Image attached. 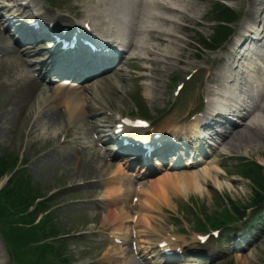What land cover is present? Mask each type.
<instances>
[{
	"label": "rangeland",
	"instance_id": "374dc122",
	"mask_svg": "<svg viewBox=\"0 0 264 264\" xmlns=\"http://www.w3.org/2000/svg\"><path fill=\"white\" fill-rule=\"evenodd\" d=\"M28 1L32 5L36 4L37 7L28 9L27 15L43 9L45 12L41 15L42 17L52 16L53 12L49 10L52 8H47L48 4L55 6L52 0ZM194 1L197 3L196 0ZM0 2H2L0 3V23L5 24V6H3L5 1L0 0ZM61 2L68 3L64 9L69 18L57 16V19L79 26H84L86 23V27L103 34L101 26L93 20L90 22L87 13L80 10L81 8L85 10V7L81 6L82 4H78L82 0H74L71 3L72 7L69 0H61ZM216 2L226 4L235 12L237 19L233 24L235 34L218 50L202 51L201 42L210 36L212 31L213 10L211 8ZM95 8V13H97L100 7L95 5ZM9 12L18 19L24 17V14L16 15L12 10ZM187 13H190L191 18L180 15L183 19L180 23L183 22V24H178L174 29L181 47H178V51L183 52L182 56L178 58L177 55L172 54L170 59L165 58L159 66L158 73L141 70L139 64L142 62L129 59L118 69L119 75L111 73L97 78L90 83L91 87L84 91L83 98L86 102L82 105L83 117L80 118L82 122L78 125L67 122V117L64 120V109L67 102H64L63 107H58L60 105H57L55 99L54 103L48 100V106L43 104L42 95L54 92L53 87L33 86L34 91L27 97L25 90L30 82V76L26 73L25 77L16 75L12 69L4 66L7 61H0V188L7 185L5 190L0 192V195L6 197L0 203V212L4 211L2 206H6L7 202L11 201L16 191H19L18 194L28 202L33 200L34 203L42 201L48 203L50 201L49 205L58 204L56 211L52 212L53 214L50 213V216L55 218L53 222L58 228L60 236L48 239L46 243L50 242L52 246H56L60 244V240L57 239H64L61 234L78 231L89 232L86 237L76 235L73 236L75 238L73 240L66 239L63 247L66 264H123L127 260L126 244L108 241L106 235L93 236L111 228V224L105 223L103 220L104 215H107L110 209L105 210V206H100L99 209L102 211L97 212L94 208L97 203L103 204L104 192L112 188L109 186H116L118 179L109 183V174L100 168V161L116 164L111 159L103 158L102 149L107 145L97 148L95 145H83L84 136H88L91 132H95L96 136H99L100 124L114 126L125 115L137 112L139 105L134 100L137 97V92H140L143 97L141 108L147 107L150 116H155L157 112L163 114L153 124L152 129L150 127L143 128L142 133H148L150 136L153 128L162 131L188 124L190 120L184 121L185 117L189 112L191 115L194 108L201 103L203 98H206L204 92L211 85L208 76L219 70V67H225L227 63L225 59L231 60L224 54L226 51L230 53L229 46L241 33V25L254 22L253 16L250 17L248 5L242 3V0H203L198 9V15H194L189 10ZM256 15L262 16L263 12ZM80 17L85 22L79 20ZM23 19H27V17ZM98 19L102 21V18ZM6 32L3 31L4 36H6ZM41 41V39H37L32 42L33 51L36 52L35 48L40 47ZM130 52L127 51L126 54ZM221 56L224 58L220 59ZM15 61L22 62L17 59ZM149 66L151 65L149 64ZM140 74H151L152 79ZM13 75L17 76L19 80L17 81ZM152 83H157L156 90L147 87ZM180 84L182 87L177 94L176 86ZM185 91L186 97L179 103L178 101ZM13 98L15 105H21L24 108L20 116L13 108ZM53 106L56 108L54 109ZM126 128L127 132L135 131V128ZM238 138L239 135H236L230 142L228 146L230 154L233 152V144L237 145ZM260 151V153H246L244 156L248 161L244 162L236 161V158H243L240 154L228 156L227 150L223 148L217 150L218 153L214 155V158L217 160L218 166L231 167V172L234 173L222 175V179H218L220 182L228 181L227 187L219 189V193L208 184L203 200L191 193L194 197L188 200L182 199L180 204H174L171 208H167L168 210H163L162 213L151 214L148 224L155 231L148 234L149 244L146 246L152 247V244H156L158 240L168 239L166 242L171 243L170 246L177 247L172 249L180 252L174 257H183V261L178 264H264V223L260 224L257 231L251 232L253 235L249 239H243L244 233L239 232L234 236L212 238L204 244L199 240L200 235L204 233H200L196 229L198 219L199 224L206 221L209 227L211 222L208 220L225 214L226 210H232L231 206H228L224 201L227 197L240 207L253 201L254 186L257 184L264 186V145ZM104 152L110 155L109 150ZM254 161L261 163L262 172L244 174L242 166L245 163H250L246 167L251 168V163ZM144 185L142 184L141 187ZM52 193H58V195L50 198ZM110 198H113V195L108 197V199ZM194 199L198 200L199 210L205 212L203 218L191 215L189 211L190 207L197 206L195 202H190ZM135 204L140 205V203ZM176 207L179 208L177 214L172 212V208ZM207 208H209V213L205 211ZM31 210L32 208L29 209V211ZM12 211H15V208ZM215 212L218 214L216 215ZM189 214L193 218L184 219ZM41 216L42 214L36 220H39ZM262 219L264 222V216ZM16 223L17 221L8 219L4 230H13ZM238 226L240 227V225ZM137 231V229H132V237L129 238L138 241L140 232ZM19 232V230L14 231L15 234H19ZM8 234L0 236V261H5V264H16L14 259H12L13 262L9 260L12 251L18 254L23 263L26 257L9 245ZM218 239L222 242L221 249L216 246ZM188 249L191 251L184 252ZM173 250H171L173 254L177 253ZM51 259V255L46 256V260Z\"/></svg>",
	"mask_w": 264,
	"mask_h": 264
},
{
	"label": "bare ground",
	"instance_id": "6f19581e",
	"mask_svg": "<svg viewBox=\"0 0 264 264\" xmlns=\"http://www.w3.org/2000/svg\"><path fill=\"white\" fill-rule=\"evenodd\" d=\"M5 1L9 3L10 6H12V10L15 9L16 12L21 15L26 14L28 9L37 7L36 4L32 5L27 0ZM86 1L92 2L93 0ZM108 1L110 2L109 8L113 10L110 21L116 26V28L120 29L121 27L122 30V49L124 48L126 50L127 46L137 47L139 44L141 46L140 48L142 50L143 56L140 54L138 58L147 61L152 60L154 63L152 68L153 73L159 72V66L163 62V59H170L172 54H175L178 56V58H180L183 53L182 51H178L181 47L178 44V40L176 38L177 35L174 33V29L177 26L178 20L183 19L181 17H179L178 20L170 18L166 15V13L176 12L188 16L184 11L189 10L193 12L194 15H198V9L201 2H203V0H196L197 3L194 0H116L115 2H113V0H98L97 4H105ZM242 3H246L248 5L250 17L253 16L254 23H250V29L244 25L243 29L245 32H242L237 38V41L235 40L233 42L231 46L232 51L230 53L227 51L225 52L224 55H227L231 59V63H228L225 68L219 67V70H216V72H213L208 76L209 81H211V85H209L206 92L211 97L209 100L210 107L214 100L217 104L222 105L224 98L227 95V90L224 87L234 84L236 80L235 76L241 75L243 73L242 70H248L252 75V78L245 80L243 83V89L245 95H247L250 100L247 101L242 98L234 100V103L238 107L236 108V114H232L233 117H230V114L208 111L210 125L207 122L208 118L199 117L196 119L193 128L189 127L187 130L200 135V129H204L202 134L209 138L212 133L207 129L211 128L218 137H221L220 143L222 146H224V148L230 144L229 142L232 138H234L239 133H243L250 136L251 143H240L241 145L238 144L237 146L240 148L242 147L243 151L248 150V153H260V149L264 145V16L263 18H260L256 14H260L261 12L264 14V0H242ZM78 4H83V2H79ZM139 5L145 7V11L140 9ZM106 14L109 13L106 12ZM129 15H131V17ZM136 18L141 20L133 21V19L135 20ZM105 21L108 23V27L113 33L116 31L118 34H120L119 30L116 29L111 22L107 20ZM144 22H153L156 28L149 29L144 27L146 25H142ZM26 26L30 28L28 24ZM101 28L104 27L101 26ZM43 30L50 31L49 29ZM134 31H137L138 34L141 35V38L135 39L133 35ZM58 33L60 42L69 39L75 41L76 47L77 44H79L75 35L64 36L63 32ZM152 41L157 43L154 44ZM52 42L55 44V47L58 46L56 40H53ZM81 43H84V41H81ZM248 43L249 45H251V43L256 45L255 49H259L261 51L260 61L263 65L261 70L254 69L255 71L252 72L244 66L245 61L253 59L258 54L257 50H251L253 46L250 47L251 49L248 48ZM150 56L152 57L151 59H149ZM223 58L224 56L220 57V59ZM4 66L13 68L14 74L21 71L19 70L20 66H18L14 59L7 60V63H5ZM24 74L25 73L21 71V75L23 76ZM14 77L17 79V76ZM33 86H36V82L31 79L25 90L27 97L34 91V88H32ZM157 87V83L151 84V88L156 90ZM238 88L240 90L239 86ZM53 89L55 91H51L50 94L42 95L41 92V95L44 99L43 104L48 106V100L54 103L55 99L57 101V105H60L58 107H63L64 102H67V105H65L64 109V120L67 117L66 121L74 125H78L80 122H82L80 118L83 117L82 105L85 102V99L82 97V92L77 90V87L71 88L63 85H57ZM223 90L225 92L220 93V91ZM253 91H255L254 94ZM255 98L256 101H254ZM12 105L14 110L20 116L24 110L23 106L15 105L14 98ZM53 108L55 109L56 106H53ZM235 115H238L237 117H239V122L241 124L232 126L231 123L237 118ZM209 126L210 128H208ZM223 126L228 127L229 129L226 132H221L220 128ZM91 139L92 135L88 134V136H86L83 141H85V143H89L92 142ZM210 139H213V136H211ZM190 140L195 141V137H191ZM181 141V144L191 149L192 152L196 150L193 149L192 143L186 141L185 139H181ZM99 163L102 171H105V173H110L111 177H114L112 180L118 179V185L112 187L113 189L106 190L103 196L108 198L113 195V197L115 196L116 198L120 196L125 198L123 195L125 194V189L131 187L128 184L127 188H123L124 184L122 182L127 177L126 174H124L123 171H118V166L114 164L105 163L103 161H100ZM220 177V170L215 165H207L199 169L177 172L174 174L165 172L163 175L155 179H149L146 181L147 190L143 191L144 193L139 194V198L136 202L140 203L141 206H131V208L128 210L127 205H124L117 211L111 210L108 215H104L103 220L105 223L109 222L110 224H113L114 230L121 229L123 234H125L129 230V225H124V222H129L127 218L128 213H132V210L137 207H142L141 210L135 211L134 214L131 215V218L134 215V224L139 229L144 223L148 225V227L151 229V232H154L155 230L153 227H150L148 224L149 211H153L154 208H171L174 203L180 204L182 199L188 200L191 196H193L191 193H194L200 200H203L205 198L208 184L221 190L224 189V187H227L226 183L221 184L217 180ZM112 202L116 203L117 200H113ZM177 209L178 207H176L175 211ZM140 232L144 233L146 231L140 230ZM141 242L148 243L146 239H141ZM129 260L125 264H132V262ZM0 264H5V261L1 260Z\"/></svg>",
	"mask_w": 264,
	"mask_h": 264
},
{
	"label": "trees",
	"instance_id": "16d2710c",
	"mask_svg": "<svg viewBox=\"0 0 264 264\" xmlns=\"http://www.w3.org/2000/svg\"><path fill=\"white\" fill-rule=\"evenodd\" d=\"M225 13H226V11H224V10L219 11L220 18L224 19L223 20L224 22H230L232 19L229 18L228 16H226ZM229 34H230L229 31L219 30L217 32V42H215V43L217 44V43L225 41L226 37ZM18 192L19 191H16L14 193V197L11 199V201H9L6 204L8 206L5 207L4 212L0 213V223H2V224L6 223V216L11 214V209L15 208V209H19L20 212H24V211H26L27 207L29 206L28 205V201H25L22 198V196L18 194ZM5 199H6L5 196L0 195V200H5ZM257 200L260 201L261 198L258 197ZM18 220L21 221V222H24V221H27V220L29 222H31L33 220V216L21 215ZM42 222L44 223V221H42ZM48 227H49V224H48ZM52 229H53V227H49L46 230L48 231L49 234H53ZM19 231H20L19 234L15 235V238L17 240L15 246H18L22 242H25L28 245L32 240H36L39 235H44L45 234V232L43 230V226H41V225H35V226L30 227V228L23 229V232H21V230H19ZM36 247L37 246H35L33 248V250H35Z\"/></svg>",
	"mask_w": 264,
	"mask_h": 264
}]
</instances>
